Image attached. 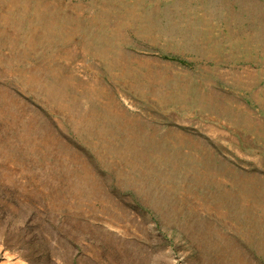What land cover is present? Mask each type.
<instances>
[{
    "label": "rangeland",
    "instance_id": "374dc122",
    "mask_svg": "<svg viewBox=\"0 0 264 264\" xmlns=\"http://www.w3.org/2000/svg\"><path fill=\"white\" fill-rule=\"evenodd\" d=\"M0 264H264V0H0Z\"/></svg>",
    "mask_w": 264,
    "mask_h": 264
}]
</instances>
